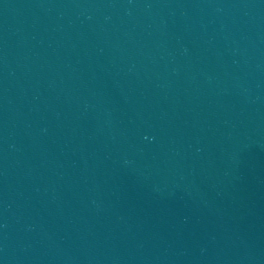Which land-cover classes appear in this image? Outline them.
Masks as SVG:
<instances>
[{"label": "water", "instance_id": "1", "mask_svg": "<svg viewBox=\"0 0 264 264\" xmlns=\"http://www.w3.org/2000/svg\"><path fill=\"white\" fill-rule=\"evenodd\" d=\"M0 264H264V0H0Z\"/></svg>", "mask_w": 264, "mask_h": 264}]
</instances>
